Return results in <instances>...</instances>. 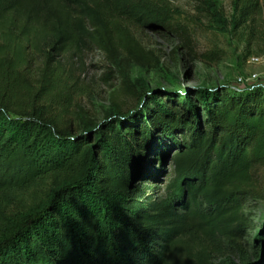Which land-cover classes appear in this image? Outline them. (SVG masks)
I'll return each mask as SVG.
<instances>
[{"label":"trees","instance_id":"16d2710c","mask_svg":"<svg viewBox=\"0 0 264 264\" xmlns=\"http://www.w3.org/2000/svg\"><path fill=\"white\" fill-rule=\"evenodd\" d=\"M232 8L251 57L264 1ZM129 24L180 31L165 0H0V264H264V223L250 251L242 245L264 168V89L152 96L129 117L113 102L101 122L36 106L50 63L71 47L159 65ZM32 52L44 59L35 94L22 74ZM196 229L212 252L187 248Z\"/></svg>","mask_w":264,"mask_h":264},{"label":"rangeland","instance_id":"374dc122","mask_svg":"<svg viewBox=\"0 0 264 264\" xmlns=\"http://www.w3.org/2000/svg\"><path fill=\"white\" fill-rule=\"evenodd\" d=\"M165 1L174 27L180 30L178 33L128 25L135 39L147 52L153 53L159 65L153 61L148 66L136 65L121 52L117 63L113 64L103 52L83 43L80 47L63 50L50 63L46 87L36 106L48 105L51 114H62L64 117L73 116L80 108L101 122L113 102L125 112L137 110V113L152 96L159 101L162 95L172 97L183 91L193 94L220 88L236 91L264 89L261 84L245 87L234 84L237 74L246 75L260 70L247 64V35L242 30L233 29L234 0ZM250 28L257 35L252 55L264 56V15L256 18ZM183 34L187 35L197 57L190 56ZM211 52L217 53L214 60L203 59ZM26 60L22 74L32 94H35L42 83L44 59L32 52ZM123 76L126 83H123ZM141 100L144 103L138 108ZM256 188V199L250 200L244 210L248 229L242 245L248 251L261 234L264 223V168L258 170ZM188 239L186 246L193 252L204 249L210 253L213 250L200 229H196ZM229 252L226 250V253ZM226 259L238 262V255L230 252ZM221 260V256H215L211 262Z\"/></svg>","mask_w":264,"mask_h":264},{"label":"built area","instance_id":"2783aa9c","mask_svg":"<svg viewBox=\"0 0 264 264\" xmlns=\"http://www.w3.org/2000/svg\"><path fill=\"white\" fill-rule=\"evenodd\" d=\"M247 64L260 70H254L246 75L237 74L234 81L235 86L245 87L250 84H261L264 86V56H251L247 59Z\"/></svg>","mask_w":264,"mask_h":264},{"label":"water","instance_id":"95a60500","mask_svg":"<svg viewBox=\"0 0 264 264\" xmlns=\"http://www.w3.org/2000/svg\"><path fill=\"white\" fill-rule=\"evenodd\" d=\"M143 103H144V100H141V101H140V104H139V106H138V108L141 107V105H142ZM119 108H120V107H119ZM136 111H137V110H131V111H127V112H125L124 109L122 110V109L120 108V112H121L122 115H124L125 117H129V116H131V115L134 114Z\"/></svg>","mask_w":264,"mask_h":264}]
</instances>
